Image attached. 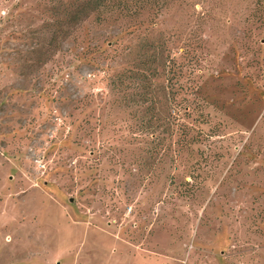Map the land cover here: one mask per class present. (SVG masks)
Wrapping results in <instances>:
<instances>
[{"label": "rangeland", "instance_id": "obj_1", "mask_svg": "<svg viewBox=\"0 0 264 264\" xmlns=\"http://www.w3.org/2000/svg\"><path fill=\"white\" fill-rule=\"evenodd\" d=\"M80 3L0 0V264H264V0Z\"/></svg>", "mask_w": 264, "mask_h": 264}, {"label": "trees", "instance_id": "obj_2", "mask_svg": "<svg viewBox=\"0 0 264 264\" xmlns=\"http://www.w3.org/2000/svg\"><path fill=\"white\" fill-rule=\"evenodd\" d=\"M80 8L82 10L88 9L98 16L101 12H107V11H112L118 9L119 12H125L127 14L131 10V0H80ZM79 6V5H78ZM77 11V10H75ZM73 18L77 17V13L72 12L71 15ZM159 55H155V52L152 51L149 54L148 60L151 62H158ZM121 78H119V81H123L125 79L126 74L121 75L119 73ZM117 74V75H119ZM154 74V73H153ZM184 108V107H183ZM183 113H188L186 112L187 110L184 109L182 110ZM179 112V110L177 111Z\"/></svg>", "mask_w": 264, "mask_h": 264}]
</instances>
